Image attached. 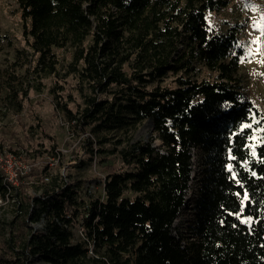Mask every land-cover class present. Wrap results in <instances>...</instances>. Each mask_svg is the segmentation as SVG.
I'll use <instances>...</instances> for the list:
<instances>
[{"label": "trees", "instance_id": "obj_1", "mask_svg": "<svg viewBox=\"0 0 264 264\" xmlns=\"http://www.w3.org/2000/svg\"><path fill=\"white\" fill-rule=\"evenodd\" d=\"M15 2L35 70L59 77L70 54L63 76L80 100L55 96L67 122L125 168L95 198L59 173L19 191L0 264H264V111L241 91L238 25L208 19L229 0ZM150 118L155 136L135 138ZM13 188L0 168V195Z\"/></svg>", "mask_w": 264, "mask_h": 264}, {"label": "rangeland", "instance_id": "obj_2", "mask_svg": "<svg viewBox=\"0 0 264 264\" xmlns=\"http://www.w3.org/2000/svg\"><path fill=\"white\" fill-rule=\"evenodd\" d=\"M208 19L212 29L219 32L238 25L239 44L244 50L238 71L241 91L243 97L253 99L264 111V0H229V4L209 12ZM24 29L17 2L0 0V152L14 153L30 166L12 189L13 196L0 195V255L9 252L6 238L11 232L10 221L15 219L19 191L39 194L43 182L48 181L46 177L59 173L66 181L79 182L84 197L95 198L102 192L107 171L125 168L117 154H108L103 161L98 150L92 153L91 147L94 151L99 148L98 135L90 129L74 128L67 122L66 113L56 105L58 94L63 95L64 102L70 101V93L80 100L75 89L76 79L63 76L69 52L59 51V77L35 70L38 54L28 45ZM75 105L74 101L69 103L74 110ZM152 136L155 133L148 120L141 123L134 134L135 138L144 140ZM161 143L158 137L154 139L156 146ZM109 145L111 142L103 147H111ZM199 154L194 150L196 163ZM91 155H94L93 160ZM109 162L112 167H108ZM33 225L43 229L45 218ZM75 233L82 234L80 226ZM33 263L49 264L38 256Z\"/></svg>", "mask_w": 264, "mask_h": 264}, {"label": "built area", "instance_id": "obj_3", "mask_svg": "<svg viewBox=\"0 0 264 264\" xmlns=\"http://www.w3.org/2000/svg\"><path fill=\"white\" fill-rule=\"evenodd\" d=\"M0 168L5 174L6 180L16 186L21 177L28 172L30 166L24 164L14 153L0 152Z\"/></svg>", "mask_w": 264, "mask_h": 264}, {"label": "water", "instance_id": "obj_4", "mask_svg": "<svg viewBox=\"0 0 264 264\" xmlns=\"http://www.w3.org/2000/svg\"><path fill=\"white\" fill-rule=\"evenodd\" d=\"M148 122H149L150 126H151V127L153 128V130H154V121H153V119H152V118L148 119Z\"/></svg>", "mask_w": 264, "mask_h": 264}]
</instances>
